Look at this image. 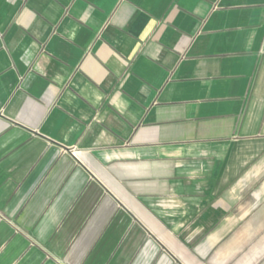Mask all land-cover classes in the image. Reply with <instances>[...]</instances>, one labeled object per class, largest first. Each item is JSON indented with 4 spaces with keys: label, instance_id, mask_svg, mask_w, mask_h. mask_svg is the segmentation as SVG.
<instances>
[{
    "label": "crops",
    "instance_id": "1",
    "mask_svg": "<svg viewBox=\"0 0 264 264\" xmlns=\"http://www.w3.org/2000/svg\"><path fill=\"white\" fill-rule=\"evenodd\" d=\"M255 226L264 0H0V264H200Z\"/></svg>",
    "mask_w": 264,
    "mask_h": 264
},
{
    "label": "rangeland",
    "instance_id": "2",
    "mask_svg": "<svg viewBox=\"0 0 264 264\" xmlns=\"http://www.w3.org/2000/svg\"><path fill=\"white\" fill-rule=\"evenodd\" d=\"M242 228L244 227H238L239 233ZM256 228L258 232L255 233L253 241H230L228 234L213 248L205 251L198 261L200 264H264L263 243L261 242L264 227L255 226L254 229Z\"/></svg>",
    "mask_w": 264,
    "mask_h": 264
}]
</instances>
